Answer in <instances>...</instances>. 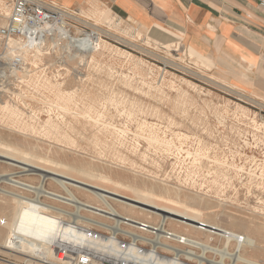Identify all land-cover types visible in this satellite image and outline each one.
Masks as SVG:
<instances>
[{
    "label": "rangeland",
    "instance_id": "374dc122",
    "mask_svg": "<svg viewBox=\"0 0 264 264\" xmlns=\"http://www.w3.org/2000/svg\"><path fill=\"white\" fill-rule=\"evenodd\" d=\"M78 13L100 42L91 53L31 55V68L0 90V151L74 176L89 170L115 185L179 190L191 209L264 246L227 219L264 228V74L153 41L98 2ZM12 172L21 170L0 163V174ZM25 175L18 179L39 186L38 176ZM1 190L31 196L5 183ZM5 202L16 206L1 193ZM10 213L0 209V230ZM7 237L5 230L0 264L51 263L29 262L30 243L1 249ZM247 256L264 264V250Z\"/></svg>",
    "mask_w": 264,
    "mask_h": 264
},
{
    "label": "built area",
    "instance_id": "2783aa9c",
    "mask_svg": "<svg viewBox=\"0 0 264 264\" xmlns=\"http://www.w3.org/2000/svg\"><path fill=\"white\" fill-rule=\"evenodd\" d=\"M4 4L0 12V90L31 68L34 53H55L60 48L89 53L100 41L101 35L78 11L44 0H4ZM29 193L24 198L35 202L37 194ZM39 200L56 219L59 233L67 229L82 237L58 235L49 245L55 264H233L230 259L222 261L217 251L246 246L243 235L202 222L195 227L205 238L177 233L162 218L152 223L124 219L117 226L114 216L106 214L82 223L75 219L76 212H59L58 203L73 208L69 203Z\"/></svg>",
    "mask_w": 264,
    "mask_h": 264
},
{
    "label": "bare ground",
    "instance_id": "6f19581e",
    "mask_svg": "<svg viewBox=\"0 0 264 264\" xmlns=\"http://www.w3.org/2000/svg\"><path fill=\"white\" fill-rule=\"evenodd\" d=\"M3 7H6L5 4H3ZM100 14L106 16L107 11L104 10ZM167 46L171 47L172 45ZM65 96L61 94L60 97ZM11 116L14 117L16 115L12 113ZM0 163L9 166L11 169L21 170L19 173L0 174V184L5 183L15 189L37 194V200L33 202L26 200L24 195L21 194L6 190L0 191L6 197H10L16 205L13 208L9 202L0 205L1 210H9L12 216V219L6 216L7 220H9L8 223L6 222L5 227V230H8V237L1 249H8L10 244H20L22 248L30 243L31 251L27 255L30 259H28L29 262L49 258L51 263L48 262V264H55V255L49 245L58 235L63 238H82L79 233L71 232L67 229L64 230L65 232L59 233V225L56 219L53 215L48 214L47 207L42 205L45 202L40 201L39 197H45L56 202L69 203L76 209L75 214L77 217L75 219L82 223H89V221L94 219L93 216H107L106 214H109L114 216L112 218H114L117 226L124 219L152 223V221L156 222L162 218L163 220H168L169 226L175 232L198 237L203 235L195 227L198 222L205 223L208 226L225 228L212 221L215 217H211V219L209 217L211 215H208V218H210L208 219L207 215L205 216L201 211L191 209L189 204H187L189 197L173 188H158L153 185L148 187L145 185L146 191H144L139 189L137 184L115 185L105 176L98 174L93 176L88 173L89 170L84 173V176H74L62 171L40 167L36 163L13 155L5 149L0 151ZM24 175L38 176L40 178L39 186L37 187L32 183L18 179ZM46 181H51L57 186L58 190L48 189ZM57 208L60 213L67 211L60 206H57ZM83 212L89 215H84L82 214ZM227 219L232 224V228L251 230L261 238L262 242L264 241V228L254 226L250 222L232 219L231 217H227ZM5 230H0V240ZM244 241L246 246L240 247V249L235 250L236 252H227L220 249L217 254L222 258H230L233 264H258V261L248 258L247 252H259L264 250V246L250 236L245 235Z\"/></svg>",
    "mask_w": 264,
    "mask_h": 264
},
{
    "label": "crops",
    "instance_id": "0c3cea01",
    "mask_svg": "<svg viewBox=\"0 0 264 264\" xmlns=\"http://www.w3.org/2000/svg\"><path fill=\"white\" fill-rule=\"evenodd\" d=\"M71 11L98 2L163 45H185L203 57L228 58L264 74L261 0H44Z\"/></svg>",
    "mask_w": 264,
    "mask_h": 264
}]
</instances>
